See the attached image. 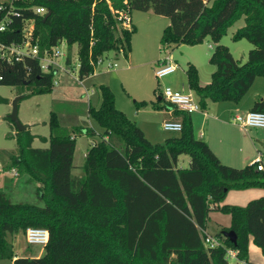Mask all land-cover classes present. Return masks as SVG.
<instances>
[{
    "label": "trees",
    "instance_id": "obj_1",
    "mask_svg": "<svg viewBox=\"0 0 264 264\" xmlns=\"http://www.w3.org/2000/svg\"><path fill=\"white\" fill-rule=\"evenodd\" d=\"M11 3V7H10ZM6 6L10 23L0 32L5 44L24 39V24L32 20L31 43L38 56L65 41V65L71 64V50L77 45L78 79L94 71L91 62L114 51L127 57L135 26L126 28L113 10L148 11L165 16L169 24L162 31V50L171 44H198L209 36L215 43L209 56L214 65L210 81L201 85L197 68L188 63V88L205 107L206 101L238 102L256 77L264 78V0H10ZM42 5L47 18L32 6ZM112 7V9H111ZM241 17L244 24L232 35L252 43L244 62L235 59L219 43L228 27ZM18 61L0 58V84L25 85L20 100L52 91L56 70L43 71L39 57ZM101 101L88 106V115L102 128L99 140L88 149L83 175L72 173L75 137L94 135L91 127H64L51 111L46 124L49 136H40L46 147H34L29 126L14 134L17 152L7 168H17L37 183L35 192L42 205L13 202L0 188V259L12 264H229L227 248L247 259V242L264 254V195L244 206L222 204L231 188L264 186V169L257 163L243 167L223 164L207 143L194 136L188 112L172 108L181 117L182 128L163 142L152 143L142 129L116 108L115 96L106 84L97 86ZM19 100V101H20ZM136 101V107L169 108V103ZM251 110L264 112V94ZM181 154L190 158L188 167L177 168ZM230 214L231 223L214 235L222 244L207 248L204 233L209 211ZM27 227L48 230V241L40 256H16L8 239ZM236 233V243L223 235Z\"/></svg>",
    "mask_w": 264,
    "mask_h": 264
},
{
    "label": "rangeland",
    "instance_id": "obj_2",
    "mask_svg": "<svg viewBox=\"0 0 264 264\" xmlns=\"http://www.w3.org/2000/svg\"><path fill=\"white\" fill-rule=\"evenodd\" d=\"M10 0H0V2H7ZM134 12V10L132 11ZM135 13H144L139 10H135ZM159 19H163L162 21H167L168 18L165 16L155 17L151 20H147V24L143 25L145 33L149 39H145V41L152 47L153 51L157 55V58L163 59L167 54L170 56L171 60L176 63L177 65V72L174 77V82H169L168 78L174 76V74H168L164 77H161L157 79L154 76V79L156 83H154V87H156V90H161L163 87L167 85H172L173 87H181L186 86L185 81V70L188 63L194 64L197 67V72L200 80L202 81V78L204 76L209 75V71L214 70V65H212L209 62V56L211 52L214 49L215 43L211 40L209 36H206L201 43L198 44H171L169 47H166L162 50L160 37L155 36V43L154 38H152L153 33L156 29L163 25L159 23ZM164 24V23H163ZM244 24V18L241 17L239 20H237L234 24H232L230 27H228L226 33L221 37L219 40V43L222 45H225L228 47L230 52L232 53L233 57L235 59H239L241 62H244L247 58L248 51L253 47L252 43H250L247 39L242 38L239 40H233L232 35L235 32L237 28L242 26ZM31 22H26L24 24L25 27H30ZM131 43H132V35H131V41H130V49H131ZM167 51H166V50ZM59 50L63 53L67 52V47L64 45H61L59 47ZM103 61L99 63L96 66V70L102 71L106 70L108 67V63H116L115 66H112L111 68L108 67V70L113 73L114 71H117L124 67L125 60L124 57L121 54H115L114 51L106 52L103 56ZM61 65L60 66H54L57 68L56 74L61 76H64V78H67V76H71L72 81L69 80L70 86H74V93L70 94H64L59 93L58 94V85L53 86V90L49 93L45 94H37L30 96L28 98H24L18 102V118L19 120L26 124L27 120H39L44 121L45 123L39 124V127L35 129L36 133L45 135L46 137L49 136V127L46 124V121L48 120L49 113L51 111L60 113V121L59 123L64 125L66 123L64 114L67 112H71L75 115L76 118H78V124H89L86 127H91L94 129L95 133L92 136H86L82 133L80 135H77L76 138V149L74 153V159H73V173L75 175H83V169L82 164L83 160L81 159V154L84 152V149L87 146H90L92 144L93 140L98 141L99 140V133L102 131V128L98 125V123L93 120V118H90L87 114V108L89 101L92 105L95 107H98L101 101V96L99 89L97 88L94 83L95 80L89 79L86 80L85 85L88 87V93H84L81 86L79 85L78 81L75 80L77 78V71L78 68V58H77V45L74 44L72 46L71 50V67L70 65H65V56L61 55L57 57L56 59ZM154 66V64H152ZM148 67V66H147ZM155 67V66H154ZM67 68V69H66ZM69 68V69H68ZM149 70V69H148ZM134 71L126 70L123 73H125V77L127 78H134L136 76L139 77V75H134ZM146 72H149L146 70ZM145 72L143 74V77H149ZM151 72L153 71V68L151 69ZM173 75V76H172ZM62 78L60 80H64L62 82H65V79ZM209 78V77H208ZM55 79V78H54ZM262 81H264L263 77H259ZM139 82V81H138ZM176 82V83H175ZM97 84V83H95ZM64 85V84H62ZM139 86V83H137L135 80H133L128 86ZM54 88H57V90H54ZM29 87L25 85H4L0 84V188L7 191L10 199L13 202H29L34 203L38 205H42L43 201L40 200L38 195L35 192L37 183L29 181L28 180V174L23 170H18L17 168H7L6 166L9 165L11 159L10 156L12 154H15L17 152L16 147V141L14 137V133H12V130H17L14 123L10 119L9 115L12 111V102L13 100L23 93L28 92ZM187 90V88H186ZM92 91V94L91 92ZM59 120V119H58ZM162 122H160L159 125L156 123H153L156 129H159L164 134L171 136L172 134H175L174 132H166L163 129ZM252 131L259 130V129H250ZM263 130L264 129H260ZM259 130V131H260ZM263 136L262 134L260 135ZM36 145H40L38 140L35 143ZM42 146V145H41ZM257 146L260 147V145L257 142ZM262 149V148H261ZM262 157L264 161V151L261 150ZM181 157H185L186 159H189V156L187 154H182ZM179 162H181L179 160ZM236 164H242V163H236ZM236 167H240L243 165H234ZM264 195V186H252L247 188H231L227 191L224 198L219 202L220 205L226 203V204H233L238 206H244L249 200L258 198L259 196ZM231 223V217L230 214L227 212H223L218 209H212L209 211V217L207 220V228L208 232L210 234H216L219 232H222L223 228L228 227ZM8 239L12 241L13 244V250L14 253L18 256H32L37 255L39 253L43 252L44 247L38 244H29L24 236V232L18 231L11 235H8ZM247 259L250 261V263L253 264H264V254L261 251V248L256 245L252 237H248L247 242ZM231 263H236L235 261H231ZM0 264H12L11 260L9 259H0Z\"/></svg>",
    "mask_w": 264,
    "mask_h": 264
},
{
    "label": "crops",
    "instance_id": "obj_3",
    "mask_svg": "<svg viewBox=\"0 0 264 264\" xmlns=\"http://www.w3.org/2000/svg\"><path fill=\"white\" fill-rule=\"evenodd\" d=\"M132 11L129 14L130 27L135 26L136 31L132 34V43H131L130 52L128 53L127 57H124L125 60L124 62L126 65L122 67L120 71L117 70L114 71L113 73H111L108 70V67L106 70H102L99 72L95 68L94 71L85 78L80 80L77 77L75 78V80L78 81L84 93H88L89 91L88 87L84 86L86 80L89 79L95 80L96 81L95 83L97 84L94 83V85L96 86H98L99 84L108 85L114 93L116 108L123 111L130 120L134 121L142 129L145 137L150 142L152 143L163 142L166 138L170 136L161 132L160 126L159 129H156L153 123L159 125L161 121H164L166 119H174L180 121L181 117L176 116L173 113L172 110L173 107L170 106L169 108H152L150 106H143L137 108L135 104L136 101L156 102L157 99H161L160 104L168 103L161 95L162 89L158 91L156 90V87L153 86L154 83H156V81L154 79L155 76L154 72H151V69L153 68L154 71L157 64L160 63L162 58L161 59L157 58V55L153 51V46L151 47L145 41L146 38L149 40L150 38L147 37L143 26L144 24L145 25L147 24L146 22L147 20H151L155 17H160L161 15L155 14L151 10L141 11L144 13H135V10L134 12ZM162 20L163 19H159V23H161L163 27L161 28V26H159V28L156 29L153 33L154 36H152V38H154V43H155V36L160 37L165 26L169 24V19L166 22ZM152 64H154L155 67ZM69 65L71 67V64ZM126 70L134 71L133 74L139 75V77L136 76L133 79L125 77L124 75L125 73L123 72ZM146 70L149 72H146ZM145 72L149 74L148 75L149 77L147 76L143 77V74H145ZM177 72L179 73V71H177L176 69L173 73H171L174 74V76L172 75L173 77H171L170 79L168 78L169 82H174V77ZM211 73L212 71L211 72L209 71V75H207L206 72V75L204 76V78H202V81L199 78L201 85H205L210 81ZM59 76L60 75L56 74L54 79V81H56L54 85H58L59 88L58 94L74 93L75 91L74 86H70L71 83H69V80L72 81L71 79L72 75L71 76L65 75L67 78H64V76L61 77ZM184 77L186 81V86L183 85L181 87H173L172 85H167V86H171L174 89H178V90L188 91L189 88L187 84L186 73L184 74ZM62 78L65 79V82H62L64 80H60ZM133 80L139 83V86H134V85L128 86ZM54 90H57V88H54ZM90 92L92 94V91ZM263 94H264V81L259 79V77H256L251 87L238 102H233V101L213 102L207 100L205 107H201L199 110L189 113L192 120V126H193V132L195 138L205 141L209 146V148L211 149V151L218 157V159L223 164L236 167L234 165L245 166L246 164L252 163L255 157L257 156V154L262 153L261 152L262 149L261 147L257 146V142L259 144L260 141H264V131L260 130L264 128L249 127L243 129L233 121L232 117L236 113H246L247 111L251 110L255 100L258 97L262 96ZM90 104L91 102L89 101L88 106ZM56 114L60 121L61 114L60 113H56ZM87 114H88V108H87ZM63 116L65 118L66 123L64 125L62 124L61 125L64 127H74V126L86 127L89 125V124H78V122H76L78 121V118H76L75 115L71 112L68 113L66 112ZM41 123L44 124L45 122L32 119V120H27L25 124L29 126L31 133L35 135V138L32 142V145L34 147H46L48 145L47 142H42L39 139L40 136H45V135L35 132V129H37L39 127V124ZM252 128L259 129L260 131L250 130ZM12 133L15 134L16 130H12ZM174 133L176 134V132ZM82 134L84 135L85 133ZM261 134L263 135L262 137L260 136ZM77 135L80 134L72 133V136L75 137V149H76ZM85 135L89 136L87 134ZM37 140L40 143V145L35 144ZM94 142L97 141L93 140L92 144ZM90 146H87L84 149V152L81 154V159H84ZM75 149H74V153H75ZM181 155L178 156L176 167L186 168L189 165L190 158L186 159L185 157H181ZM73 159H74V154H73ZM179 160L181 162H179ZM236 163H242V164H236ZM262 163L264 164L263 157H262ZM205 231L208 232L207 223H206ZM43 252L32 256H40L43 254ZM248 262L250 261L248 260Z\"/></svg>",
    "mask_w": 264,
    "mask_h": 264
},
{
    "label": "built area",
    "instance_id": "obj_4",
    "mask_svg": "<svg viewBox=\"0 0 264 264\" xmlns=\"http://www.w3.org/2000/svg\"><path fill=\"white\" fill-rule=\"evenodd\" d=\"M108 4H110V0H106ZM6 6L0 4V10L5 9ZM11 7V3H10ZM112 9V7H111ZM32 10L40 15H44L46 13V8L42 5H34L32 6ZM118 13V19L121 20L122 26L126 28H130V16L127 12L121 10H113ZM26 22H31L30 27L24 26V39L20 43H10L5 44L0 41V58L6 61H18L22 59L24 56H38V47L36 44L31 43V34L33 30V22L32 20H26ZM25 22V23H26ZM10 23V15L8 11L0 17V32L5 31ZM61 45L66 46L65 41H61L59 45L53 47L50 51L44 52L42 56H38L40 60V68L43 71H48L54 66H60L61 64L56 60L57 57L64 55L66 56V52L63 53L59 50ZM103 57H98L96 62H91L94 66H96L103 61ZM116 63H108V67L114 66ZM79 66V63H78ZM67 69V68H66ZM69 69V68H68ZM177 69V65L173 62L170 56L167 54L163 59H161L160 63L157 64L154 69V75L157 79L164 77L168 74L173 73ZM2 76L0 75V80ZM56 81H54L55 83ZM162 97L170 104L173 108L178 110H182L188 113L193 111H197L200 109L199 102L192 90L183 91L174 89L171 86H165L161 91ZM233 121L243 129L254 127V128H264V112L249 110L246 113H236L232 117ZM163 129L168 132H179L182 128L181 121L174 119H166L162 122ZM254 161L257 163V169H264V164L262 163V153H258L255 157ZM14 171V168L13 170ZM204 233V244L207 248H214L222 244V240L214 235L210 234L207 231H203ZM24 236L26 241L29 244H38L42 247L48 241L49 233L48 230L41 227H27ZM225 259L229 264L231 261H235L239 264H248L245 260H241L238 257V251L234 248H227L225 253Z\"/></svg>",
    "mask_w": 264,
    "mask_h": 264
},
{
    "label": "water",
    "instance_id": "obj_5",
    "mask_svg": "<svg viewBox=\"0 0 264 264\" xmlns=\"http://www.w3.org/2000/svg\"><path fill=\"white\" fill-rule=\"evenodd\" d=\"M49 15V12H46L44 14V19L47 18V16ZM22 95H18L12 102V111L9 115L10 119L12 120V122L14 123L16 129L18 131H22L25 130L27 128V125L23 124L19 118H18V102L20 100ZM260 147L262 148V150L264 151V141H260L259 142ZM223 235L225 237H227L232 243H236V233L233 230H229V231H224Z\"/></svg>",
    "mask_w": 264,
    "mask_h": 264
}]
</instances>
